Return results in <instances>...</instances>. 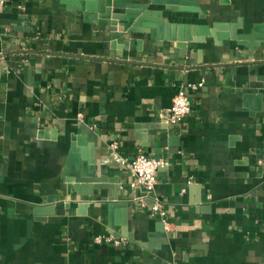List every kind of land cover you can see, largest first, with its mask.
Listing matches in <instances>:
<instances>
[{
	"label": "crops",
	"instance_id": "crops-1",
	"mask_svg": "<svg viewBox=\"0 0 264 264\" xmlns=\"http://www.w3.org/2000/svg\"><path fill=\"white\" fill-rule=\"evenodd\" d=\"M99 1L0 8V264H264V102L244 104L262 87L264 45L179 44L164 33L112 40L89 12ZM133 2L165 24L218 25L222 35L258 26L264 36V0H195L187 11ZM202 80L190 114L168 125L160 115L176 93ZM96 138L104 188L84 201L67 181ZM112 142L126 159L143 152L168 163L146 207ZM156 200L166 223L151 212ZM122 232L133 236H122L126 245L96 242Z\"/></svg>",
	"mask_w": 264,
	"mask_h": 264
},
{
	"label": "water",
	"instance_id": "water-1",
	"mask_svg": "<svg viewBox=\"0 0 264 264\" xmlns=\"http://www.w3.org/2000/svg\"><path fill=\"white\" fill-rule=\"evenodd\" d=\"M153 5H166L168 9L173 11H187L195 6V0H149ZM89 12L94 13L92 18L96 21L98 28L108 30L111 33L112 40H117L125 34L143 33L150 34L153 39L162 37L164 33L165 39L182 43H199L203 38L213 37L214 39H231L239 43L248 41L256 43L257 47L264 45V36H261V28L255 26L252 34L238 35L234 30L229 35H222L220 29L222 26L215 25L214 29L209 27L191 28L188 26H180L174 24H165L162 20L160 12L148 10V3H134L133 0H100L98 5H93ZM224 27V26H223ZM197 31V32H196ZM164 37V36H163ZM258 71V67H253L252 72ZM236 70H233L227 78V86L235 89L232 77ZM262 87L258 89L256 94L244 95V104L250 102L254 105V109L261 110L264 102V76H262ZM89 134V133H88ZM85 137V136H84ZM98 138L94 140V145H90V157L88 156L82 163H77L75 171L71 173V178L67 181V194L75 192L82 196V200L87 201L94 189H102L103 178L96 175V160L91 156V151L98 143ZM83 139L79 138V144ZM78 152L75 144L72 145V153ZM72 154L68 160L71 164ZM146 194H144L145 196ZM115 205V204H114ZM117 208H125L124 215L127 213V204H116ZM126 226V221H123ZM162 230V229H161ZM112 231V230H111ZM127 236L131 240L133 236L122 232L118 237Z\"/></svg>",
	"mask_w": 264,
	"mask_h": 264
},
{
	"label": "built area",
	"instance_id": "built-area-1",
	"mask_svg": "<svg viewBox=\"0 0 264 264\" xmlns=\"http://www.w3.org/2000/svg\"><path fill=\"white\" fill-rule=\"evenodd\" d=\"M6 2L7 0H0V8L5 6ZM204 85L205 82L202 80L198 83L189 84L187 88H181L174 96L171 106L166 111L162 112L160 117L170 126L181 124L191 112L192 105L190 93L198 92ZM110 148L113 160L124 167L131 176V187L133 189H140L146 194V201L143 203L144 207H146L147 200L158 185V173L160 169L166 167L168 163L163 159L148 157L143 152L138 153L132 159H126L120 153V145L118 142H112ZM151 212L153 215H158L163 222H167V211L158 200L151 206ZM96 242H104L118 248L128 244V239L111 234L106 237L96 238Z\"/></svg>",
	"mask_w": 264,
	"mask_h": 264
}]
</instances>
